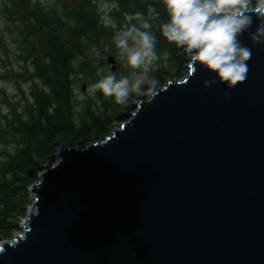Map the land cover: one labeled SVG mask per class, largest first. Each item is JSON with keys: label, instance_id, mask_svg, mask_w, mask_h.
Listing matches in <instances>:
<instances>
[{"label": "water", "instance_id": "95a60500", "mask_svg": "<svg viewBox=\"0 0 264 264\" xmlns=\"http://www.w3.org/2000/svg\"><path fill=\"white\" fill-rule=\"evenodd\" d=\"M235 86L190 66L101 140L65 144L0 264H264V44ZM185 52V51H184ZM114 56L108 58L114 62Z\"/></svg>", "mask_w": 264, "mask_h": 264}, {"label": "trees", "instance_id": "16d2710c", "mask_svg": "<svg viewBox=\"0 0 264 264\" xmlns=\"http://www.w3.org/2000/svg\"><path fill=\"white\" fill-rule=\"evenodd\" d=\"M105 4L109 6L104 8ZM29 10L31 35L44 49L38 53L33 41L20 39L22 55L30 67L16 77L21 84L29 85V94L25 95L22 112L0 115V130H4L0 139L14 144L13 151L0 149L4 157L0 159L2 235L18 227L11 219L25 214L31 203L28 187L39 179L45 164L55 162L60 146L104 139L116 121L129 118L122 110L124 104L115 103L113 98L93 90L79 98L77 91L80 81L89 80L86 85L91 86L103 76L114 74L107 68V54L120 55V65L126 67L114 37L128 25V16L139 12L152 25L157 68L148 71L149 78L163 82L172 72L181 78L188 62L184 50L161 35L160 25L168 19L162 0H78L67 9L47 3L30 4ZM7 11L16 14L11 7ZM138 69L126 67L123 75ZM149 89L145 85L143 91ZM135 97L146 99L144 93Z\"/></svg>", "mask_w": 264, "mask_h": 264}, {"label": "clouds", "instance_id": "9594fccd", "mask_svg": "<svg viewBox=\"0 0 264 264\" xmlns=\"http://www.w3.org/2000/svg\"><path fill=\"white\" fill-rule=\"evenodd\" d=\"M162 3L168 19L160 25L161 35L185 51L191 67L203 68L213 76L204 82L205 87L216 83L232 87L247 78L252 49L239 37L251 29L255 18L259 23L249 39L264 44V0H162ZM127 20L128 25L114 37L116 47L127 67L145 66V71L134 81L109 74L91 85L93 91L113 98L117 104L127 103L133 93L143 94L144 86L154 83L146 66L157 58L149 20L139 12ZM20 242L21 238L16 237L8 241L10 247Z\"/></svg>", "mask_w": 264, "mask_h": 264}, {"label": "rangeland", "instance_id": "374dc122", "mask_svg": "<svg viewBox=\"0 0 264 264\" xmlns=\"http://www.w3.org/2000/svg\"><path fill=\"white\" fill-rule=\"evenodd\" d=\"M77 2L78 0H57L56 4L59 5L63 9H67L68 7H70L73 4H76ZM8 6H10L12 10L13 9L16 10V14L14 13L15 16L10 15L6 9V4H3V1L2 2L0 1V37H4L5 41L9 43V48L11 50L7 54V52H3L0 49V74L5 72L3 76L12 75V78H7V79L5 78V79L0 80V99L2 100L0 102V115L11 114V113L13 114L15 111L22 112L26 104L25 95L29 94V85L26 83L21 84L19 79H17L16 74L25 72L26 68L30 67L29 63L27 62V59L23 58L24 59L23 62L25 63L24 70L20 71L21 64H22V61L20 60H22V57L21 58L20 56L18 57L19 52H21L20 48L18 47L19 45L18 40H20L21 36H23L21 35V33L22 34L24 32L32 33V30H31L32 28L28 22V13H31L29 10L30 2H27L26 0H15L13 1V3L11 2V4H9ZM108 6L109 4H105L104 8H107ZM7 28H12L13 31L8 32ZM13 41H14V45L12 44ZM31 41H33L32 43L36 45L35 48L39 51L37 52L42 54L43 52L42 50L44 49V46L42 44L37 43L38 38L34 34L31 35ZM184 54L186 55V57H188V55L185 52ZM111 55L115 57L113 63L108 61V58ZM120 57H121L120 55L116 56L115 54L106 55L107 68L111 70L117 78L127 77L130 81H134L138 77L139 74L145 71V66H142L137 71H133L129 76H124L123 72L127 66L125 67L124 64L120 65ZM187 64H186V71L181 78L187 75V69H188ZM146 67H147V75H148V71L151 69H156L157 65L155 61H153L150 65H147ZM174 77L176 76L172 72L171 74L165 76V80L163 82H160L158 79H155L153 80L154 83L150 85L149 91L144 92L142 90V92L144 93L146 98H148L151 95V93L157 89L158 86H163L168 80ZM88 81L89 80L85 82L80 81L78 83L77 91H78L79 98H83L87 91L92 90L90 85L89 86L86 85ZM135 94L136 93H133L129 97L127 103L123 105L122 110H124V112H131L135 109L134 104L136 100L139 99L135 97ZM115 123L119 124L121 122L116 121ZM113 125L111 126V129L115 126ZM3 134H4V130H0V136ZM0 149L1 150L7 149V150L13 151L14 144L7 143L2 138L0 139ZM3 158H4L3 156H0V159H3ZM28 193L30 194V192ZM31 198L32 196L30 194L29 200L31 203L28 206H26L25 214L21 215L20 217L15 216L13 219H11L12 224L18 226L16 230L12 231L11 233H7L3 235L0 234V243L5 239H12L16 233L22 232V228L20 225L25 221L26 214L29 211H31V205L33 204V201L31 200Z\"/></svg>", "mask_w": 264, "mask_h": 264}, {"label": "flooded vegetation", "instance_id": "af4514ba", "mask_svg": "<svg viewBox=\"0 0 264 264\" xmlns=\"http://www.w3.org/2000/svg\"><path fill=\"white\" fill-rule=\"evenodd\" d=\"M1 2L3 1V4H6V9L8 10V6L9 4H11V2L13 3V1L15 0H0ZM5 1V2H4ZM27 2H30V4H33V5H36V4H47V3H57V0H26ZM10 14V13H9ZM10 15H14L15 14H10ZM8 20V19H7ZM8 32H12L13 29L12 28H7ZM21 39L24 40V41H31V38L29 37L31 35L30 32H24L23 34L21 33ZM19 42V45L18 47L20 48L21 52H19L18 54V57L20 56V58L22 57V64H21V70H24V65L25 63L23 62L24 59L23 58H26V56L22 55V49H23V45L20 43V40H18ZM12 44L14 45V41L12 42ZM0 49L3 51V52H7V54L11 51L10 48H9V43H7L4 39V37H0ZM19 61V60H18ZM27 62L29 63V61L27 60ZM20 63V62H19ZM5 74V72L1 73L0 74V80L1 79H5L3 77V75ZM25 84V83H24Z\"/></svg>", "mask_w": 264, "mask_h": 264}, {"label": "bare ground", "instance_id": "6f19581e", "mask_svg": "<svg viewBox=\"0 0 264 264\" xmlns=\"http://www.w3.org/2000/svg\"><path fill=\"white\" fill-rule=\"evenodd\" d=\"M31 212H35V209L31 208Z\"/></svg>", "mask_w": 264, "mask_h": 264}]
</instances>
